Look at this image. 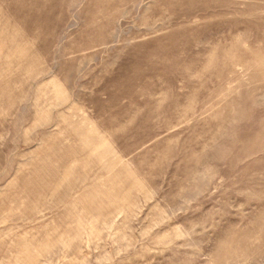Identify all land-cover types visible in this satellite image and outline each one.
Returning a JSON list of instances; mask_svg holds the SVG:
<instances>
[{
	"label": "rangeland",
	"instance_id": "374dc122",
	"mask_svg": "<svg viewBox=\"0 0 264 264\" xmlns=\"http://www.w3.org/2000/svg\"><path fill=\"white\" fill-rule=\"evenodd\" d=\"M0 264H264V0H0Z\"/></svg>",
	"mask_w": 264,
	"mask_h": 264
}]
</instances>
